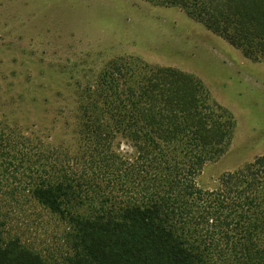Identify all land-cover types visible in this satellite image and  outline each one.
<instances>
[{
  "label": "trees",
  "instance_id": "trees-1",
  "mask_svg": "<svg viewBox=\"0 0 264 264\" xmlns=\"http://www.w3.org/2000/svg\"><path fill=\"white\" fill-rule=\"evenodd\" d=\"M145 1L180 9L264 62V0ZM77 95L79 151L69 159L17 147L0 126V171L25 176L29 197L66 223L64 264H264V154L215 190L196 183L236 128L201 79L119 57ZM0 264L48 263L7 235L0 217Z\"/></svg>",
  "mask_w": 264,
  "mask_h": 264
},
{
  "label": "rangeland",
  "instance_id": "rangeland-1",
  "mask_svg": "<svg viewBox=\"0 0 264 264\" xmlns=\"http://www.w3.org/2000/svg\"><path fill=\"white\" fill-rule=\"evenodd\" d=\"M119 57L196 75L235 116L227 151L196 177L203 190L264 154V62L240 50L178 8L145 0H0V126L16 146L53 156L78 152V92ZM124 156L132 148L119 139ZM28 179L0 171L4 230L64 264L66 223L28 195ZM86 213L85 208L80 209Z\"/></svg>",
  "mask_w": 264,
  "mask_h": 264
}]
</instances>
